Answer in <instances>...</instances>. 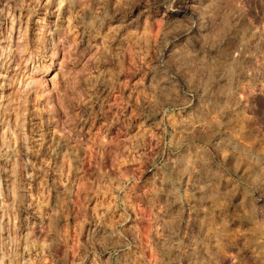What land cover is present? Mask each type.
I'll return each instance as SVG.
<instances>
[{"label":"clouds","instance_id":"1","mask_svg":"<svg viewBox=\"0 0 264 264\" xmlns=\"http://www.w3.org/2000/svg\"><path fill=\"white\" fill-rule=\"evenodd\" d=\"M0 264H264V0H0Z\"/></svg>","mask_w":264,"mask_h":264},{"label":"rangeland","instance_id":"2","mask_svg":"<svg viewBox=\"0 0 264 264\" xmlns=\"http://www.w3.org/2000/svg\"><path fill=\"white\" fill-rule=\"evenodd\" d=\"M0 142H2V141H0Z\"/></svg>","mask_w":264,"mask_h":264}]
</instances>
